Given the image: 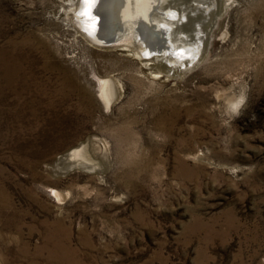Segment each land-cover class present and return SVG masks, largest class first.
<instances>
[{
    "label": "rangeland",
    "instance_id": "obj_1",
    "mask_svg": "<svg viewBox=\"0 0 264 264\" xmlns=\"http://www.w3.org/2000/svg\"><path fill=\"white\" fill-rule=\"evenodd\" d=\"M89 7L0 0V264H264V0Z\"/></svg>",
    "mask_w": 264,
    "mask_h": 264
},
{
    "label": "bare ground",
    "instance_id": "obj_2",
    "mask_svg": "<svg viewBox=\"0 0 264 264\" xmlns=\"http://www.w3.org/2000/svg\"><path fill=\"white\" fill-rule=\"evenodd\" d=\"M89 1H90L89 4L92 3L93 6H94L95 2L97 3V0H95V1L89 0ZM98 1L100 3V9L97 11V13L94 11V13H95L94 15L96 16V18H98L100 13L101 14L103 13L105 16L106 22H107V24H105L103 29L99 31V32H101V33H98L99 35L101 34V35L105 36L107 34H112L116 31L117 28H121L125 22L128 24L129 27L131 26L130 27L131 30H132V28L135 29V28H139V27L141 30L143 29V32H144L145 36L147 37V42L143 39V37L140 36L141 34L139 33L138 30H136L134 34L136 37L139 38L140 41H143L144 44L146 42L145 49L148 48V44H150L151 42L156 43V42L162 40L160 38L161 36L160 37L158 36L160 29L158 31L157 27H159V26L156 27L153 23H150L148 20L149 18H147L148 15L146 14L147 15L146 16L144 13L145 8L147 10L150 8V4H149L148 0H139L138 5H136V6L134 4V0H98ZM133 13H135V14H133ZM85 17H86V15H85ZM84 22H87V21H84ZM119 25H120V27H119ZM93 26H91V27L93 28ZM93 31L94 30H91V32H93ZM119 31H121V29L118 30L116 33L119 34L118 33ZM120 35H122L121 32H120ZM123 36L124 35H122V37ZM95 37L97 38L99 36L97 35ZM124 49H127V48H124ZM134 56H135V58L136 57L140 58L141 55L139 56L138 54L135 53ZM146 65H147V63H146ZM109 84H110V80H108V79H102L99 81V87H100L99 98H101V100L104 102L106 107H109V105L112 102L113 97L115 98L116 95H118L116 92L111 93L109 91ZM112 89H110V90L112 91ZM80 151L75 150V151L71 152V154L69 155L70 158L73 159L74 157H78L81 154ZM79 158H81V157H79ZM51 192H53V196L55 198H57L59 200L62 199L59 191L52 189Z\"/></svg>",
    "mask_w": 264,
    "mask_h": 264
},
{
    "label": "water",
    "instance_id": "obj_3",
    "mask_svg": "<svg viewBox=\"0 0 264 264\" xmlns=\"http://www.w3.org/2000/svg\"><path fill=\"white\" fill-rule=\"evenodd\" d=\"M158 1L159 0H148V2H149V4H150V8L147 10L146 8H145V15L147 14L148 15V17L147 18H149L148 20H149V22L150 23H153L152 22V18H151V12H152V10L153 9H155L156 8V6H157V4H158ZM88 2H89V0H87V2H86V5L87 6H90L89 8H90V12H91V14L92 15H94L95 13H94V10H95V7H97V5H98V0H97V3L93 6L92 5V3L91 4H88ZM138 2H139V0H134V4H135V6L136 5H138ZM96 13H97V11H95ZM147 12V13H146ZM133 14H135V13H133ZM146 15V16H147ZM94 17H96L95 15H94ZM93 17V18H94ZM93 18H91V21H94V19ZM127 18V17H126ZM101 21V22H100ZM90 21H88V23H86L87 25H84V28L82 27V30H83V32L86 34V36L93 42V43H95V44H97V45H100V46H110V45H112V44H114V43H116V42H119L122 38H130L129 37V35H130V33H131V31H130V33H128V35H126V36H124V37H119V35H120V33L119 34H117L116 32L118 31V30H120L121 28H124L127 24L124 22V25L121 27V28H117L116 29V31L114 32V33H112V34H107V35H99L98 33H101V32H99L100 30H102L103 29V27L105 26V24H107V22H106V19H105V16H104V14L102 13H100V15H99V17H98V20H96V23H97V25L96 26H98L99 24H101L100 25V27L98 28H96L93 32H91V28H90ZM93 23V22H92ZM154 24V23H153ZM155 25V24H154ZM119 27H120V25H119ZM137 27V26H136ZM139 27V26H138ZM126 28H129L128 26L126 27ZM134 28H132V30H133ZM160 29V28H159ZM136 30H138L139 31V33L141 34V33H144L143 32V29L141 30L140 29V27L139 28H135L134 29V32L136 31ZM121 31H122V29H121ZM159 31V30H158ZM160 31H162V28L160 29ZM160 31H159V33H160ZM99 36V37H95V36Z\"/></svg>",
    "mask_w": 264,
    "mask_h": 264
},
{
    "label": "snow or ice",
    "instance_id": "obj_4",
    "mask_svg": "<svg viewBox=\"0 0 264 264\" xmlns=\"http://www.w3.org/2000/svg\"><path fill=\"white\" fill-rule=\"evenodd\" d=\"M86 2H87V0H86Z\"/></svg>",
    "mask_w": 264,
    "mask_h": 264
}]
</instances>
